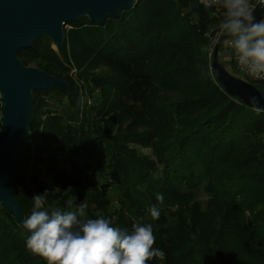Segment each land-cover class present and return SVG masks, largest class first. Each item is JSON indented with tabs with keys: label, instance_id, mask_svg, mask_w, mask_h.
<instances>
[{
	"label": "trees",
	"instance_id": "16d2710c",
	"mask_svg": "<svg viewBox=\"0 0 264 264\" xmlns=\"http://www.w3.org/2000/svg\"><path fill=\"white\" fill-rule=\"evenodd\" d=\"M255 15L264 18V9ZM221 19L195 0H137L103 25L86 17L67 24L59 56L44 36L17 51L24 65L40 58L46 65L34 67L69 85L32 92L30 125L19 145L13 191L24 218L31 214L33 195L45 189L42 175L54 185L74 189L75 199L63 211L83 203L87 218L95 219L97 213L115 216L113 226L129 231L135 223L132 212L138 223H151L153 248L163 250L166 258L146 264H231L220 254L222 247L217 248L220 242L229 243L228 234L234 247L239 242L264 263V112L231 98L208 70L204 35H214ZM66 43L77 66L93 58L112 71L79 77L88 95L98 90L102 102L114 93V105L84 102L79 110L78 90L66 74ZM62 99L65 106L59 113L56 102ZM106 107L121 108L124 117L149 123L151 131H130L120 139L151 146L161 156V171L91 128V117H100ZM1 118L0 96V131ZM99 144H104L107 157L100 161L98 179L80 183L69 178L58 153L67 154L75 173H83ZM29 183L33 192L26 188ZM199 191L207 198L204 202L197 200ZM158 193L163 194L162 204L156 200ZM45 199L48 210L63 206L59 195ZM151 205L160 207L155 221L148 213ZM27 235L0 205V264H45L26 251Z\"/></svg>",
	"mask_w": 264,
	"mask_h": 264
},
{
	"label": "water",
	"instance_id": "95a60500",
	"mask_svg": "<svg viewBox=\"0 0 264 264\" xmlns=\"http://www.w3.org/2000/svg\"><path fill=\"white\" fill-rule=\"evenodd\" d=\"M137 0H0V96L2 128L0 131V205L22 227L23 212L13 196L17 179L19 145L30 125L33 91L68 87V84L34 67H26L17 51L29 49L32 42L46 37L60 50L63 26L86 17L103 25L106 18L117 19ZM261 17L256 18L260 20ZM227 41L216 40L210 69L216 81L231 98L264 112V89L229 74L218 60V50ZM255 97L257 104L250 103Z\"/></svg>",
	"mask_w": 264,
	"mask_h": 264
},
{
	"label": "clouds",
	"instance_id": "9594fccd",
	"mask_svg": "<svg viewBox=\"0 0 264 264\" xmlns=\"http://www.w3.org/2000/svg\"><path fill=\"white\" fill-rule=\"evenodd\" d=\"M221 11L218 35L227 38L231 57L254 79L264 80V18L256 20L252 0H212ZM264 3V0H261ZM250 103L257 104L255 97ZM46 195L32 198L31 214L22 220L28 233L26 251L38 256L45 264H146L152 258L163 261V250L153 248L155 236L151 223H133L131 230L113 226L102 213L86 217V205L63 211L45 208ZM156 200L162 204L163 194ZM151 220L159 219L160 207L148 208Z\"/></svg>",
	"mask_w": 264,
	"mask_h": 264
},
{
	"label": "rangeland",
	"instance_id": "374dc122",
	"mask_svg": "<svg viewBox=\"0 0 264 264\" xmlns=\"http://www.w3.org/2000/svg\"><path fill=\"white\" fill-rule=\"evenodd\" d=\"M198 5L202 6L203 8L208 11L210 16L213 15V11H211L206 6H203V1L205 0H195ZM254 0H252V3ZM215 16L218 17V19L222 18L221 11H219ZM220 21H218L217 25ZM70 27L68 25L63 26V31L69 30ZM211 32V31H210ZM210 32H207L205 34V37H208V47L206 46V52H207V59L209 62L211 61L212 53H213V47L215 45L216 40L221 38L222 36L218 35V31L214 33V35H210ZM65 55L68 59V71L67 76L73 83L74 87L78 90L79 95V103H80V111H82L83 108H81V103L86 102L88 106L101 103L103 104L105 101L109 105H114L112 101L114 100L115 94L111 92V94H106V99L104 102H102V97L100 95V92L98 90H94L92 95L89 96L87 93V89L85 88L84 84L80 82V74L89 75V76H100V75H110L112 74V71L109 70L107 67L102 66L99 61L89 58V59H82V64L80 66H77L76 63L71 58V48L69 43H66L65 47ZM50 49L59 56V50H56L54 45L52 44ZM231 49L227 42H224V44L219 48L218 50V60L223 65V67L226 69V71L231 74L234 77H237L241 80L251 82L255 88L258 90H263V84L264 82L259 83H253L250 78L242 76L236 69L235 65L233 64V58L230 55ZM60 58V57H59ZM61 59V58H60ZM36 65H46L44 60L40 58H35V60H29V64L26 67H34ZM39 69L38 67H34ZM42 70V69H39ZM208 70H210V67H208ZM44 71V70H42ZM61 71V69H60ZM46 72V71H44ZM47 73V72H46ZM49 74V73H48ZM50 75V74H49ZM53 76V75H51ZM61 80V79H60ZM64 81V80H62ZM66 82V81H64ZM67 83V82H66ZM68 84V83H67ZM69 86V85H68ZM47 102V100L45 99ZM65 106L63 99L58 100L56 102V107L58 108V112L60 113L63 110V107ZM116 106V105H115ZM65 109V108H64ZM81 116V115H80ZM91 128L97 133L103 134L104 138L114 141L115 145L119 144L121 147L128 149L129 151H132L136 156H138L141 160L149 162L152 164L153 167H155L156 171H161L162 164L159 160L161 157L160 155L153 152L151 146H143L140 144H137L135 142H127L122 143L123 140L120 139V135L130 132V131H136L140 133H147L148 131H151V127L149 123H145L142 120L136 121L132 119H128L124 117L122 109L118 108H107L104 110V113L100 117H91L90 122ZM102 136V135H100ZM262 142L264 143V135L261 137ZM108 141V140H107ZM170 141V140H169ZM169 144L168 141L166 142V145ZM104 144H99L96 148V155H94V158L91 162H89L90 168L85 170V172H74V170L71 169V163L68 162L67 154H61L58 153V158L60 159V165L61 167L67 169V173L69 175V178L76 180L80 183H84L85 180H89L91 182H94L98 179V173L101 169V163L100 161H103L106 159V153H105ZM32 151L30 152V155L32 156ZM44 153L42 156L44 157ZM163 157V155H162ZM79 163V162H78ZM31 168V167H30ZM29 168V169H30ZM41 182L45 189L41 192V194L47 193V196L56 198L59 195V200L61 201L62 205L61 210L64 208H69L71 202L75 199L76 193H74V189L71 187H65L63 188L61 183L52 184L50 181H48L47 177L40 176ZM88 181V182H89ZM34 187V184L31 185V183L27 184V189L32 191ZM33 192V191H32ZM50 193V194H49ZM66 193H70L68 196L65 197ZM36 195V194H35ZM33 195V197L35 196ZM38 195V194H37ZM52 195V196H51ZM206 196L199 191L197 200L200 202H204L206 200ZM115 204V203H114ZM113 205V204H111ZM176 206L171 207L169 209L175 210ZM50 211V210H49ZM67 211V210H66ZM135 214L132 212L129 217L135 221V223H138V220H135L133 217ZM222 220H218V224H220ZM228 244L222 245L221 242L217 245L218 247H222V250L220 252L221 255L225 256L227 261H229L231 264H264L261 260H258L255 256L247 253L243 248H240L239 242H237V245L234 247V244H231L230 241L234 239L233 235L228 234ZM233 242V241H232Z\"/></svg>",
	"mask_w": 264,
	"mask_h": 264
},
{
	"label": "built area",
	"instance_id": "2783aa9c",
	"mask_svg": "<svg viewBox=\"0 0 264 264\" xmlns=\"http://www.w3.org/2000/svg\"><path fill=\"white\" fill-rule=\"evenodd\" d=\"M203 6H206L207 8H209L211 11H213V15L215 16L220 10L218 9V6L215 5L212 0H205L203 1ZM253 5L256 6V11H260L262 9H264V3L261 2V0H254ZM234 65L237 69V71L244 77L250 78L251 80L255 81V82H264V80H259V79H254L249 77L245 71L243 69H241L234 61Z\"/></svg>",
	"mask_w": 264,
	"mask_h": 264
},
{
	"label": "crops",
	"instance_id": "0c3cea01",
	"mask_svg": "<svg viewBox=\"0 0 264 264\" xmlns=\"http://www.w3.org/2000/svg\"><path fill=\"white\" fill-rule=\"evenodd\" d=\"M233 61H234V59H233Z\"/></svg>",
	"mask_w": 264,
	"mask_h": 264
}]
</instances>
